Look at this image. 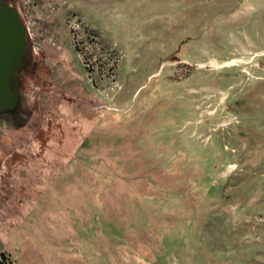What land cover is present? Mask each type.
Instances as JSON below:
<instances>
[{"label": "rangeland", "instance_id": "374dc122", "mask_svg": "<svg viewBox=\"0 0 264 264\" xmlns=\"http://www.w3.org/2000/svg\"><path fill=\"white\" fill-rule=\"evenodd\" d=\"M8 1L6 263L264 264V0Z\"/></svg>", "mask_w": 264, "mask_h": 264}, {"label": "water", "instance_id": "95a60500", "mask_svg": "<svg viewBox=\"0 0 264 264\" xmlns=\"http://www.w3.org/2000/svg\"><path fill=\"white\" fill-rule=\"evenodd\" d=\"M26 27L18 11L0 0V98L14 89L16 66L23 65Z\"/></svg>", "mask_w": 264, "mask_h": 264}, {"label": "trees", "instance_id": "16d2710c", "mask_svg": "<svg viewBox=\"0 0 264 264\" xmlns=\"http://www.w3.org/2000/svg\"><path fill=\"white\" fill-rule=\"evenodd\" d=\"M5 2H9L8 0H3ZM28 32L26 31V46H25V50L23 53V67H22V72H29L31 70V68L34 65V61H33V54H32V50L29 49V40H28ZM15 87V84H14ZM6 260L5 258L2 256V260L0 261V264H5Z\"/></svg>", "mask_w": 264, "mask_h": 264}, {"label": "built area", "instance_id": "2783aa9c", "mask_svg": "<svg viewBox=\"0 0 264 264\" xmlns=\"http://www.w3.org/2000/svg\"><path fill=\"white\" fill-rule=\"evenodd\" d=\"M2 260V256H1V252H0V261ZM5 264H7L6 262H5Z\"/></svg>", "mask_w": 264, "mask_h": 264}]
</instances>
